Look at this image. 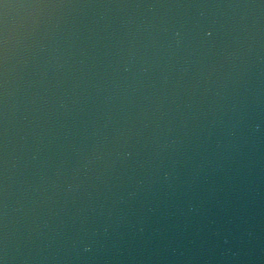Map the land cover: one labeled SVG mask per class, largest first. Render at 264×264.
I'll list each match as a JSON object with an SVG mask.
<instances>
[{
  "label": "water",
  "instance_id": "95a60500",
  "mask_svg": "<svg viewBox=\"0 0 264 264\" xmlns=\"http://www.w3.org/2000/svg\"><path fill=\"white\" fill-rule=\"evenodd\" d=\"M0 264H264V0H0Z\"/></svg>",
  "mask_w": 264,
  "mask_h": 264
}]
</instances>
